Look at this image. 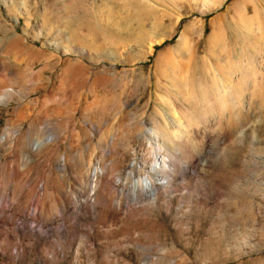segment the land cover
I'll list each match as a JSON object with an SVG mask.
<instances>
[{
  "label": "rangeland",
  "instance_id": "374dc122",
  "mask_svg": "<svg viewBox=\"0 0 264 264\" xmlns=\"http://www.w3.org/2000/svg\"><path fill=\"white\" fill-rule=\"evenodd\" d=\"M157 152L154 196L78 208ZM2 195L79 225L0 228L1 263L264 264V0H0Z\"/></svg>",
  "mask_w": 264,
  "mask_h": 264
},
{
  "label": "bare ground",
  "instance_id": "6f19581e",
  "mask_svg": "<svg viewBox=\"0 0 264 264\" xmlns=\"http://www.w3.org/2000/svg\"><path fill=\"white\" fill-rule=\"evenodd\" d=\"M38 144L39 143L35 142L33 145L36 147ZM157 148L159 149L158 146ZM142 164L143 163L137 162L133 159L126 166L127 171L124 175L119 174L115 179L110 180L107 179V171L103 170L100 163L97 162L91 171L90 179L88 180L89 184L87 183L88 192L86 196H84L83 192H80L77 195L79 202L78 208H82L83 204L87 201L95 210L101 211V209L105 206L107 211L111 212L112 214H116L117 209L121 207L120 201H116L114 204H111L109 199L106 198L104 203L101 204V200H99L97 197L98 190L101 188V184L103 183L108 184L110 187L115 188L116 190H119L121 194H129L132 200L139 199L141 196H154L155 192L163 188V182H167V178L162 175V171L165 166V160L161 157L159 152L155 153L152 163L149 167L150 171L140 177V175H136L135 172L140 173V170H142L143 166ZM129 176H132L130 181H128ZM80 197L84 198L81 199ZM10 201L11 200L9 197H7V195L0 196V228L5 226H12L13 228L17 226H23L24 228H27L29 225L28 222H33L39 225L40 230L47 231L56 228V225L59 222L62 223L63 226L71 229L73 232L76 230H74L72 225L78 223L74 221L75 219L72 220V222L67 215L68 212L72 210L71 208L66 211L62 210L60 216H57L52 221L45 224L41 223L39 220V208L36 204L33 203L34 205L32 204L33 206L31 210L24 213V211L22 212L20 209L13 206ZM82 234L85 235L84 232H82ZM1 236H3L2 233H0V237ZM2 241H15L17 243H21L22 240L14 234L12 238L9 235L4 236ZM59 247L61 248L60 245ZM3 250L4 251L2 252L8 255V261H4L3 263L0 262V264H15V262L12 263L11 259L19 253L18 245H16V252L12 250ZM54 257L56 260L57 256Z\"/></svg>",
  "mask_w": 264,
  "mask_h": 264
}]
</instances>
